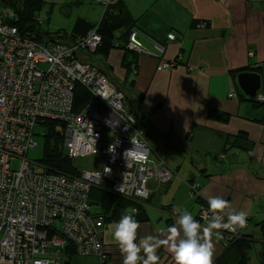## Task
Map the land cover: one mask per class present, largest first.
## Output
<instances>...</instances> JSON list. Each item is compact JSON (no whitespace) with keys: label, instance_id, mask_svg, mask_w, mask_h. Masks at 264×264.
Segmentation results:
<instances>
[{"label":"crops","instance_id":"crops-1","mask_svg":"<svg viewBox=\"0 0 264 264\" xmlns=\"http://www.w3.org/2000/svg\"><path fill=\"white\" fill-rule=\"evenodd\" d=\"M113 7L124 8L125 22L138 29L147 49L152 50L153 40L164 45L160 57L140 54L135 74L122 66L120 49L111 50L104 60L94 57L125 91L127 113L144 131L154 158L174 171L165 185L150 181L149 221L139 222L136 243L146 236L166 239V229L176 225L177 214L170 213L174 207L187 209L196 219L200 205L215 196L230 205L225 222L230 211H245L246 226L238 229L259 241L258 224L264 221V116L261 121L250 117L256 107L240 88L238 74L258 73L257 93L264 94V0H114ZM83 19L93 24L100 20ZM201 22L206 23L203 28ZM171 32L176 35L173 41L167 38ZM162 61L175 65L158 69ZM210 111L227 118L212 117ZM220 154L222 160L217 159ZM189 184L200 185L196 195L189 193ZM113 224L104 228V244L116 245ZM200 224L202 229L207 226ZM222 237H213V262L225 246ZM162 251L172 256L168 245H162ZM172 261L164 259L163 264ZM70 264H100V259L75 253Z\"/></svg>","mask_w":264,"mask_h":264},{"label":"built area","instance_id":"built-area-1","mask_svg":"<svg viewBox=\"0 0 264 264\" xmlns=\"http://www.w3.org/2000/svg\"><path fill=\"white\" fill-rule=\"evenodd\" d=\"M93 1L107 6L113 0ZM2 17L0 264H59L58 251L52 248L65 244L53 229L59 220L61 234L74 241L77 254H95L102 261L100 240L85 217L89 188L106 182L122 196L146 199L148 181L166 183L172 171L162 165L163 161L151 157V147L127 113L124 92L91 62L89 54L100 44L96 29L76 40L64 31L39 40L20 34L11 23L10 19L15 18L12 11ZM198 26L203 28L205 23ZM167 38L173 41L176 35L171 32ZM127 47L153 57H158L156 51H164L159 42L154 44L156 51L143 47L136 32L130 34ZM174 65L162 61L158 69ZM77 84L89 90L90 99L74 112L73 91ZM255 99L263 101L264 94L257 93ZM44 119L66 125L65 158L74 160L99 153L104 160L102 168L83 170L76 178L32 169L25 156L29 148L36 146L35 129L43 127ZM103 127L119 135L107 147L99 145ZM16 158L20 165L13 170L11 161ZM223 158V154L217 157ZM198 187L192 184L189 193L194 195ZM207 209L202 207L198 217L208 224V219L201 218ZM51 232L53 236L48 238Z\"/></svg>","mask_w":264,"mask_h":264},{"label":"trees","instance_id":"trees-1","mask_svg":"<svg viewBox=\"0 0 264 264\" xmlns=\"http://www.w3.org/2000/svg\"><path fill=\"white\" fill-rule=\"evenodd\" d=\"M113 1L110 2L107 6L102 5L104 7V12L98 23L93 24L83 18H77L71 29L61 31L67 33L73 40H76L77 38L86 35L92 29H96V33L100 36V44L93 52L89 54L91 62H95L94 57H96L98 60H104L109 55V52L111 50L120 49L124 52L122 57V66L128 73L132 72L133 74H135L137 72L136 62L140 54L128 49L127 43L130 34L132 32H136L138 41L143 47L145 46L140 40L138 29L133 28L132 25L130 26V22H125L127 13L125 12L124 8H122L121 10H118L119 8L116 9L115 7H113ZM41 7V0H0V18H3L2 15L6 13V11H12L15 14V18L10 19L11 23L18 28V31L22 36H35V38L37 37V39L40 40L44 37L59 33L60 31L44 32L40 28V20L38 19L37 11L40 10ZM156 42L158 41H152V49H154V44ZM156 52L158 57H160V55L163 53H160L158 51ZM94 64L97 65L96 62ZM97 67L105 73L101 65H97ZM105 74L111 80L110 76L107 73ZM122 91L125 94V91ZM73 95L74 112L79 111L90 99L89 90L79 84L75 86ZM247 100L253 102L254 107L259 104V102L255 98L247 97ZM261 104V106L264 107V100L261 101ZM209 115L215 118H220L222 120H226L227 118V115L217 114L214 111H210ZM42 123L43 127L41 129H47V137L49 135H53L55 137V142L52 147H47L45 150V166L44 170L41 171V173L47 171L51 173H62L69 178L78 177L82 171L79 170L78 166L74 164L72 159L65 158L62 155L65 151V147L63 145V137L66 125L63 122L50 121L47 119H44ZM138 126L144 135V131L142 130L140 125ZM144 137L146 139L145 135ZM233 141H238V139H233ZM150 153L152 155L151 157L154 158L152 154V148ZM162 165L168 167L164 162ZM170 170L172 171L173 177L174 171L172 169ZM152 180H154L153 182L157 184V187L170 182L169 180L166 183L159 184L155 179H150L147 183V188L150 191L152 190L149 187V184ZM102 183L99 185H93L89 188L85 201L89 210L86 211L85 217L89 222L93 233L97 234L96 237L100 240L99 243L103 250V259L102 261H100V264H122L123 257L117 245L104 244L102 242V233L104 232V228L106 227V224L118 222L124 214L131 213L133 209L137 210V212L134 214V218L138 222H148L149 217L146 210L149 205L150 199H142L139 197H125L112 191L107 183L104 185ZM94 186L97 187L94 189ZM197 191L194 193V195H196ZM197 198L199 199V197ZM202 207L207 209L208 205L201 204L198 210V214L201 211ZM170 213H174V211L172 210L170 211ZM196 220H198L200 223H204L199 217H197ZM59 221L54 225L55 227L53 229H55V233L60 238L65 240V244L62 246H54L52 248H55L58 251L59 264H70L71 256L76 253V246L74 241H71L69 238H66L63 234H61V223ZM205 224L207 225V223ZM258 226L262 234V238L259 241L253 240V236L251 234L244 233L240 229H237L234 234H222L225 238V246L222 253L213 262V264H253L252 261L254 258L256 259L257 264H264V221L258 224ZM51 236H53L52 232L48 234V238H51ZM52 248L50 247L49 249L52 250ZM157 255L160 257L158 264H163L164 259L166 261L167 259H170L172 257H169L168 254H165L162 251V246L157 250Z\"/></svg>","mask_w":264,"mask_h":264},{"label":"clouds","instance_id":"clouds-1","mask_svg":"<svg viewBox=\"0 0 264 264\" xmlns=\"http://www.w3.org/2000/svg\"><path fill=\"white\" fill-rule=\"evenodd\" d=\"M96 39L99 41L100 37ZM207 203L208 209L201 218L208 219L209 223L203 229L187 209L174 207L177 221L176 225L166 229V239L146 236L139 244L136 240L140 223L134 218L137 210L133 209L131 213L124 214L112 225L113 239L123 257L122 264H158L160 257L157 250L162 245H168L174 264H213V237L222 239L221 230L236 232L238 228H244L248 214L245 211L232 210L227 214V222H224L225 209L230 208L228 201L215 196L209 197Z\"/></svg>","mask_w":264,"mask_h":264},{"label":"rangeland","instance_id":"rangeland-1","mask_svg":"<svg viewBox=\"0 0 264 264\" xmlns=\"http://www.w3.org/2000/svg\"><path fill=\"white\" fill-rule=\"evenodd\" d=\"M41 1L42 7L40 10L37 11V16L40 20V28L44 32L69 30L72 28L77 18H84L85 16L89 18V21L98 22V20L102 16V13L104 12L101 6L95 4L90 0H78L81 3H77L78 1L76 2L73 0H68L67 2L64 0ZM117 136L118 134L114 131L108 129L107 127H103L99 145L101 147H107L109 143L113 142L114 138ZM34 141L36 142V146L29 148L25 157L30 161V167L32 169L41 172L44 170L45 166V150L47 147H52L54 145L55 137L53 135H49L47 137V129L45 128H36L34 134ZM73 162L78 166L80 171H83L101 168L104 160L103 157L99 153H97L86 157L76 158L73 160ZM19 165L20 159L16 158L11 161V167L13 170L19 169ZM102 184L104 185L106 184V182H103ZM191 185L192 184H189V187H191ZM96 187L97 186H94L93 188L95 189ZM151 194L152 191L149 192V195L146 199H150ZM221 233L224 235L232 234L226 230H221ZM252 262L253 264H257L255 258Z\"/></svg>","mask_w":264,"mask_h":264},{"label":"water","instance_id":"water-1","mask_svg":"<svg viewBox=\"0 0 264 264\" xmlns=\"http://www.w3.org/2000/svg\"><path fill=\"white\" fill-rule=\"evenodd\" d=\"M238 83L245 95L249 98H255L257 91L261 88V79L258 73L241 72L238 74ZM259 104L251 111L250 116L256 121H261L264 116V107H261V103Z\"/></svg>","mask_w":264,"mask_h":264},{"label":"bare ground","instance_id":"bare-ground-1","mask_svg":"<svg viewBox=\"0 0 264 264\" xmlns=\"http://www.w3.org/2000/svg\"><path fill=\"white\" fill-rule=\"evenodd\" d=\"M136 126L139 128L138 125H136ZM65 138H66V135H65V132H64V137H63V145H64V147H65Z\"/></svg>","mask_w":264,"mask_h":264}]
</instances>
